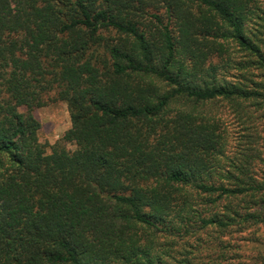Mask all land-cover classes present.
<instances>
[{"label":"trees","instance_id":"trees-1","mask_svg":"<svg viewBox=\"0 0 264 264\" xmlns=\"http://www.w3.org/2000/svg\"><path fill=\"white\" fill-rule=\"evenodd\" d=\"M262 33L260 0H0V264L241 258L264 229ZM51 94L72 151L39 141Z\"/></svg>","mask_w":264,"mask_h":264},{"label":"rangeland","instance_id":"rangeland-1","mask_svg":"<svg viewBox=\"0 0 264 264\" xmlns=\"http://www.w3.org/2000/svg\"><path fill=\"white\" fill-rule=\"evenodd\" d=\"M260 3L264 10V0H260ZM259 38L264 39V34L262 33ZM235 72L236 71L233 70L231 71V74L233 76H236L237 74ZM239 76L240 75H238V80H240ZM260 80H262L261 75L257 72H253L251 75L248 76V79L243 81V84L252 87L254 83L260 82ZM50 96L51 97L47 101V104L42 108L36 109L34 112V115L40 124V130L38 133L39 141L42 144H48L49 146H51L55 144L58 140H64V143L66 144L68 150L72 151L74 147L72 142L70 141V137L67 135L71 126L67 106L65 103L56 100L54 94H51ZM210 108L217 114H223V118L225 117L224 122L227 125L226 128L229 134V142L230 144H233L235 138L241 133H239L240 128L238 127V125H236V123H234V120H231L228 117L229 115L227 113L225 115L226 105L222 103H215L211 104ZM249 110L254 111L253 106H250ZM253 118L258 121L256 112H254ZM259 123L264 124V119L259 120ZM259 129L261 130V136L264 138L263 126L261 125ZM245 132H249V130L244 131L242 134H244ZM261 150L264 154V143ZM262 156L264 158V155ZM257 170L258 175L260 176L259 173L264 172V164L258 163ZM248 234L249 233L236 234L233 236L231 240L232 252H239L241 258L235 259L234 262L231 261V264H254V262L250 261L249 259L252 257L253 247L252 243L248 240H250L251 238H263L262 235L264 234V229H261L259 232H253L250 237H247Z\"/></svg>","mask_w":264,"mask_h":264}]
</instances>
